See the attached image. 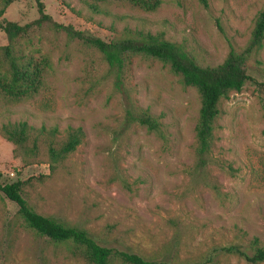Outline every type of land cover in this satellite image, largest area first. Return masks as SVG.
I'll return each mask as SVG.
<instances>
[{
  "label": "rangeland",
  "instance_id": "374dc122",
  "mask_svg": "<svg viewBox=\"0 0 264 264\" xmlns=\"http://www.w3.org/2000/svg\"><path fill=\"white\" fill-rule=\"evenodd\" d=\"M38 4L57 24L105 42L124 30L160 35L207 67L245 46L264 9V0H163L151 13L125 3L17 0L0 21L25 25L38 18ZM29 50L50 60L44 88L24 101L0 94V127L26 122L61 136L80 128L84 139L51 174L47 165L26 166L0 134L2 184L28 182L24 198L35 212L117 251L158 264H247L225 249L253 237L264 245V43L252 80L221 106L213 164L202 172L194 152L199 99L167 67L136 58L116 88L95 51L63 36L44 34ZM138 110L161 123L160 135L131 121ZM16 212L0 194V264H84L24 229Z\"/></svg>",
  "mask_w": 264,
  "mask_h": 264
},
{
  "label": "trees",
  "instance_id": "16d2710c",
  "mask_svg": "<svg viewBox=\"0 0 264 264\" xmlns=\"http://www.w3.org/2000/svg\"><path fill=\"white\" fill-rule=\"evenodd\" d=\"M17 0H1L0 17L5 8ZM94 6L105 3H125L143 12H155L163 0H88ZM96 9V7H94ZM38 18L20 25L3 19L0 31L7 38V45L0 47V94L14 101L31 99L45 85L46 73L51 68L48 57L34 56L30 50L44 34L63 36L70 42L95 51L114 74L116 88L122 87V77L136 58L150 59L167 67L180 83L193 89L199 99L197 122L194 129L196 169L202 172L211 162L216 141L217 121L222 104L230 94L241 92L252 80L251 64L264 43V9L257 15L250 38L241 49L230 48L224 61L216 67L200 65L180 45L144 31L124 30L110 42H105L87 32L75 31L57 24L37 7ZM148 132L161 133V123L149 111L128 113ZM1 136L14 146V154L26 166L47 165L51 174L59 172L66 160L78 149L84 139L80 128H68L64 135L57 129H36L26 122L7 123L0 127ZM28 182H0L3 200L14 204L16 217L24 229L37 238L62 248L73 259L84 264H158L131 252L117 251L101 245L87 230L65 224L53 217L34 211L24 198ZM228 255L244 260L247 264H264V245L258 238L247 240L246 245L236 244L225 249Z\"/></svg>",
  "mask_w": 264,
  "mask_h": 264
}]
</instances>
